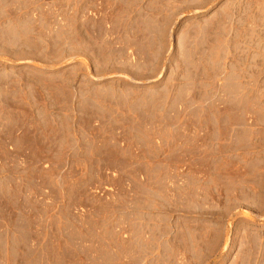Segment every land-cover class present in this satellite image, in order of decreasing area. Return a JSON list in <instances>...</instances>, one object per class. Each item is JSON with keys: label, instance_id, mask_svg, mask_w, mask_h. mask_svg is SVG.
Returning a JSON list of instances; mask_svg holds the SVG:
<instances>
[{"label": "rangeland", "instance_id": "obj_1", "mask_svg": "<svg viewBox=\"0 0 264 264\" xmlns=\"http://www.w3.org/2000/svg\"><path fill=\"white\" fill-rule=\"evenodd\" d=\"M0 264H264V0H0Z\"/></svg>", "mask_w": 264, "mask_h": 264}]
</instances>
